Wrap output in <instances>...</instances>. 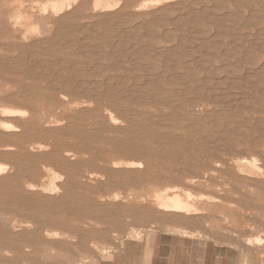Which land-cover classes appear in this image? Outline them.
Segmentation results:
<instances>
[{"label": "rangeland", "instance_id": "374dc122", "mask_svg": "<svg viewBox=\"0 0 264 264\" xmlns=\"http://www.w3.org/2000/svg\"><path fill=\"white\" fill-rule=\"evenodd\" d=\"M51 1L55 0H0V112L5 111L6 109L13 111L22 110L21 112L25 110L27 114H25L26 116L22 115L24 117L20 115V117L11 116L8 114L2 117L0 116V124L1 121L4 123L6 121V124L8 123L16 127L12 132H0V164L6 166L7 171L12 170L11 173L8 172L9 174L6 172L5 174H0V177L2 176L0 178V196L5 200V198L12 193H24L25 186L31 183L42 185L44 188H48L50 187V184L48 182L51 183L54 179L56 181V191H58L60 194L55 191L56 193L53 194L43 193L39 195V198H32L33 202L39 208V212L37 214L40 215L41 219H47L46 216H48V219L50 218V220L54 222L55 226L53 230L55 231L56 236L52 239L53 246L49 249L42 244L40 245L38 243L27 242L29 241V239H32L30 236H28V239L26 238V236H17L10 239L9 237L0 235V260H4V262L8 264H34L35 262H41L42 260H44V257L46 255H50L53 259L51 258L49 264H100L101 260L105 257L106 254L116 251L127 241H153L155 240V238H159V236L161 235L163 238V242L169 246L172 245L176 240L181 239H185L187 245H190V242H192L195 238L201 240H214L217 242L229 241L232 242L233 246L235 247L234 264H264V108H262L264 107V80L261 78H259L258 80V78L256 79L253 77L254 74L259 73V71L257 72V70L261 69L259 67H263L264 65V49H262L264 48V0H241V2L240 0H193L194 2L192 0H187L189 2V5H191H188V7L183 6L184 2L187 3L186 0H175L171 2L161 3H156L155 0H151V3L150 0H120L121 2L118 6L104 14L93 12V0H78L77 4L74 5L73 10L67 8L66 12L60 14L61 16L58 15V17L50 8L44 11L46 3L48 4ZM142 1L143 3H146V5L143 4ZM191 1L193 2V4ZM231 1L234 2L232 3ZM176 2H178L179 4L182 2L183 4L181 3L180 6H177ZM19 3H21L22 5ZM39 6L41 8H39ZM202 6L204 7V10L205 7L206 9L209 7V14H202L203 9L199 10V8H201ZM211 6L214 8H212ZM161 7H163V9ZM174 7L179 8L180 11L182 10V13ZM239 7L240 9H238ZM171 8L173 9V11ZM195 9L197 10V12H195ZM67 10H69V12ZM41 11H43L44 13H41ZM71 12L72 15H66L67 13L69 14ZM257 12H259L260 15H258ZM253 13H255L257 17L252 16L251 14ZM105 14H113L117 18H115V20H106L107 18ZM181 14H184L185 16ZM201 14L203 16H201ZM10 15H13V17H20L24 22H28L33 26L36 24V26L40 29L39 39L34 40L33 35L31 33H28L27 38L24 40V35L20 34L17 31L20 25L15 24L14 26L15 19L10 22ZM159 15L161 16L158 18L157 16ZM63 16H66V18H63ZM166 16L168 17L165 18ZM215 16L218 18H216ZM153 17L155 18V20ZM183 17H185V20L183 19ZM244 18L246 20L242 21V19ZM150 19L154 21L150 22ZM233 20L235 21V23L233 22ZM237 20H239V22H237ZM178 22L180 23L181 27L178 25ZM110 23L113 24L110 25ZM187 24L189 28L186 27ZM219 24L220 29L218 26ZM61 25L65 28H61ZM89 25L92 27H90ZM223 25L225 27L224 29ZM139 26L141 27L139 28ZM46 27L52 29L51 34H43L44 28ZM77 27H79L80 29ZM185 27L188 31L185 29ZM234 27H238V30L241 29L243 32L240 30L238 31L236 28V30H234ZM95 28L96 30H94ZM133 28H135V32ZM82 29H84V33ZM189 29L192 30V33L189 32ZM259 29L262 31V33ZM258 30L260 33L257 32ZM221 33L222 35H224L222 36ZM55 34L57 35L55 36ZM232 34H235L236 36H232ZM87 35L91 36L88 37ZM132 35L134 36L132 37ZM62 36L67 37V39ZM114 38L115 40H113ZM156 38L158 39L157 42ZM163 38L165 41L162 40ZM88 39L90 42L88 41ZM133 39H135L136 41ZM184 39H187L186 42ZM200 39L201 41L199 42ZM61 40L63 44L56 43L59 41L61 42ZM102 40L104 43L102 42ZM177 41L184 44V46L186 44V46L183 47V49L181 48L180 51L175 54L174 58L176 59H173V52L175 47H179V45L181 44L179 43V45H177ZM230 41H232L233 43ZM114 42L117 44H115ZM213 42L216 45H214ZM216 42L218 44H221L218 45ZM199 44L202 45L205 49H209V51L205 49L203 50V47L199 46ZM82 45L85 48L87 46V48L82 49ZM135 45L137 49L135 48ZM221 45L222 47H224V50L220 49L222 48ZM254 45L259 48L261 46L262 47L260 49H258L257 47L256 49H254ZM88 46L92 49V51ZM206 46L209 47L207 48ZM101 48H103V50ZM146 48H149L150 50L148 51V49ZM130 49H134V51H131ZM198 49L200 52L203 51L201 52V55L199 54ZM225 49L230 51L232 50V52L230 53V51H226L224 54ZM121 50L123 52H121ZM192 50L194 54H190L193 53ZM98 51H100L101 53H99ZM104 51L105 53H103ZM127 51H129L130 55L132 54V56L134 57L128 55L129 53L127 54ZM152 51H155V53ZM92 52L96 53L93 54ZM140 52L143 53L141 54ZM195 52L197 54H195ZM213 52L218 53L215 54ZM250 52H252L253 54ZM161 53L162 56H158L161 55ZM184 53L185 58H183ZM186 53L187 55L190 54V57H188ZM86 54L88 55L87 57L85 56ZM126 54L128 55V57H126ZM150 54L153 56L151 57ZM171 54L173 55L171 58L175 62L172 63L173 61L171 60L170 64L172 65L169 64L165 66L164 64H166V60L168 58L167 56H170ZM231 54L235 58H233ZM237 54L240 55H238L239 58ZM245 55L246 57H244ZM247 55H249L250 57L248 58ZM254 55L257 57H254ZM46 56L49 57L47 58ZM214 56H218L217 59ZM130 57H132L133 59H131ZM195 57L198 59L196 60ZM219 57L221 59V62L220 59H218ZM97 58H99L100 60ZM127 58L129 61L127 60ZM96 59L97 62H95ZM58 60H60L61 62ZM120 61L122 63H119ZM240 61L242 64L240 63ZM244 62H246L247 65H244L246 64ZM77 63L79 64V66ZM111 63H113V65ZM149 63L156 66H151ZM90 64H92L93 67L96 68L91 67L92 65L90 66ZM133 64H135V66ZM225 64L227 65V68L224 67ZM48 65H50V67ZM123 65L126 67V69ZM140 65L142 66V68L140 67ZM178 65L179 67H177ZM202 65L203 67H205L203 68V70L200 69L202 68ZM228 65H230L231 67ZM32 66L34 67V69L36 67L37 68L34 70L33 68H31ZM39 66H41L40 69ZM150 66L151 68H149ZM208 66L211 68H209ZM220 66L223 68H221ZM166 67H177L178 69L176 74L178 76H183L185 74L183 76L185 77V79L184 81H178L177 83L174 82L172 85L163 84L164 92H162L163 90L161 91V93L163 94L161 100H163L164 103H148V101H151L152 98H154L155 93L153 92H155V89L153 91H149V89L147 90L145 88L144 77L145 75L146 77L148 75L156 77L160 75L161 72H163L165 69H168ZM180 67H183V69H181ZM187 67L190 71L186 69ZM214 67H218V69H215ZM219 67L222 70H220ZM207 68L209 69L207 70ZM52 69L54 70L52 71ZM69 69L73 72H70ZM205 69L210 72H207ZM50 70L52 73L50 72ZM80 70H82L83 72ZM90 70L92 74L96 75H92ZM189 72L194 73L195 75L191 76V78L186 77L187 73ZM216 72L220 75H218ZM56 73L60 74V76ZM215 73L216 75H214ZM250 73H252L253 75ZM41 74L42 76L44 74L46 75L42 77ZM246 74L248 76L252 75V80L250 79L252 83L249 84V88H252V86L253 88L247 89L246 87H244L245 92L243 93V88H241V90H236L235 88L231 89V85L235 83V80L239 78H244L246 80ZM63 76L64 79L62 80ZM114 76L115 78H113ZM138 76L141 77L138 78ZM242 76H245L246 78ZM78 77L80 78L79 80ZM142 77L143 82L141 80ZM208 77L215 83H213V81L211 82ZM71 78L73 83L71 82ZM118 78H120L121 80H117ZM129 78H131L132 81ZM222 79L224 81H222ZM115 81L117 84L115 83ZM125 81H127V83L129 84L126 85ZM218 81H221V83H219ZM63 82L66 84H64ZM74 82H76V85ZM78 82L80 83V85H83L81 86L82 89L80 88L81 90H83V88H86L90 91L91 98L89 96H85V94L83 93L81 94L78 89L76 90V88L80 86L78 85ZM94 83H96V86ZM255 83H257V86ZM119 84L121 86H119ZM253 84H255L256 88L260 86L259 88L263 92L259 91V88H254ZM8 85L9 87L7 90L6 88ZM116 85H118L119 88H125L123 89L125 95H123L122 89H117L118 87ZM138 85L141 87H139ZM195 85L198 88L199 85L200 87L203 86L206 89L208 88L210 92L211 90L214 91L215 89L214 94L213 91L212 94H210V96L212 97V99H210V102L202 100L201 95L199 94V91ZM208 85L212 87H208ZM250 85L252 86L250 87ZM189 86H193L191 87L192 90L191 88L189 89L191 93L184 97L185 92H187ZM137 87H139L140 89H138ZM73 88H75V90ZM113 89L116 91H114ZM128 89L130 90L128 91ZM206 89H204L205 92H209L208 89ZM218 89H220L221 91H219ZM223 90H226L228 92V95L225 94L226 91ZM140 91L141 93L145 91V93L143 92V94H141ZM131 92H133V94ZM259 92H261L260 94L262 96L258 94ZM236 93H238L239 96L236 95ZM248 93L250 94L251 98L253 97V94L256 95L254 96V98L257 101L254 100V98H247L249 96ZM215 95H219L220 97H216ZM225 95H230V98ZM232 95L235 96L236 99ZM62 96L66 99H63ZM149 97L152 98L150 99ZM224 97L227 98L225 99ZM245 97L250 102H247L248 104H246V106L249 108H246V106H244L243 109L242 107L240 108V110L242 109V111H240L238 107L243 106L245 102L248 101L246 99L245 102L243 101L242 98ZM147 98H149L150 100ZM213 98H219L222 101L215 103L213 101ZM141 99L142 101L139 102V104L132 106L131 102ZM185 99L187 100V102ZM223 100L226 104L223 103ZM84 101H91V103L89 104L91 110L81 112L80 109L76 108L79 107L78 105L80 104V102ZM111 101H120V110L126 112L128 111L136 115L130 117L132 121L130 119L125 120L124 118H119L118 122L120 123V125H124L126 129H138L137 126L139 128L147 127L151 125L149 120L150 118L156 119L161 121L162 126L159 125L151 127L152 130L150 131L169 138H171L170 136H174L172 138L181 139L179 141V144L173 145L172 147L170 146L162 152V149L159 148L156 144L144 139L141 136L134 137L130 134L124 135L114 132L109 133V131H107L106 133L104 130V126L110 123L109 115L106 112H109L107 110L111 107ZM230 102H232V104H230ZM235 102H239L240 104ZM74 103L77 106H75ZM62 104L65 106H63ZM235 105L239 106L236 107ZM55 106L57 107V109ZM176 106L179 107L176 108ZM233 106H235L236 108H233ZM58 107H60L59 110ZM105 107H107V110L105 109ZM230 108L234 111L231 112ZM246 109H252V111L250 110L252 113ZM132 110H134L135 112H132ZM237 110L241 113H237ZM259 110L262 111V113L259 112ZM112 114H115V117L118 118V111L114 110ZM221 114H223V116ZM159 115L163 117L160 118ZM174 115L178 117L172 119ZM165 116L169 117L166 118ZM31 117L32 119H30ZM46 118L47 120H45ZM48 118H50V120ZM178 120L180 121L178 122ZM43 121H45V123ZM63 121L64 123H62ZM38 122H41V125ZM228 122H231L233 124H229ZM45 124L48 125L45 126ZM190 124L193 125L190 126ZM246 124L248 125L246 126ZM194 128L196 129V132ZM257 130L258 132H256ZM259 130L261 135L259 133ZM224 131L226 132V134ZM229 132L231 134H229ZM216 139L218 140V142ZM114 142L124 144H138L139 147L142 146V148L140 149V155L143 153L145 154V156L147 155V157H145V159H140L137 155L131 156V154L128 152H119L115 149L113 145ZM110 144H112L113 146ZM39 145H43L46 148L42 151L32 150L34 146ZM218 145L220 148L218 147ZM6 146L13 148L7 149L5 151ZM215 147L218 148L216 149ZM215 149L218 151H216ZM221 149L223 152H221ZM225 149L227 151L230 149L231 151L229 150L230 152H227L226 154ZM253 158L256 160L255 168H253L251 164ZM191 159H193V161ZM244 160H247V162H245ZM119 162L120 165L122 163V168L121 166H114L119 165ZM138 162L140 163V165L142 163L140 168H138L140 166ZM177 162L179 163V165ZM87 163H89V165H87ZM130 163H137V165L135 166L136 168H131ZM58 176H61V178H59ZM90 179H92L93 181ZM158 194L164 195L166 197L179 196L183 199L187 198L188 203L195 209V212H192L191 214H185L183 212L160 210L158 208V205L156 204V196ZM188 194H190L189 199L187 197ZM3 208L4 206L0 204L1 212ZM17 212L20 215L28 213L19 209H17ZM258 238L262 239V244L259 246H248L246 244L249 241L254 242Z\"/></svg>", "mask_w": 264, "mask_h": 264}, {"label": "bare ground", "instance_id": "6f19581e", "mask_svg": "<svg viewBox=\"0 0 264 264\" xmlns=\"http://www.w3.org/2000/svg\"><path fill=\"white\" fill-rule=\"evenodd\" d=\"M48 1V0H47ZM171 1H175V0H155V2L156 3H161V2H171ZM187 1V0H186ZM193 1V0H192ZM191 1V2H192ZM195 1H197V0H195ZM201 1V0H200ZM237 1H239V0H237ZM246 1H248V0H246ZM249 1H251V0H249ZM263 1V0H262ZM77 2H78V0H58V1H51V2H49L48 4L46 3V6L44 7L45 9H44V11H46V9H48V8H50V9H52V11H53V13L58 17V15H60V14H63V13H65L66 12V9L68 8V9H70V10H73L74 8V5H76L77 4ZM93 2H94V4H93V6H94V8H93V12H95V13H101V14H104V13H106V12H108V11H111V10H113L116 6H118L119 5V3L121 2L120 0H115V1H113V0H93ZM92 2V3H93ZM182 2H184V1H182ZM181 2V3H182ZM190 2V3H191ZM194 2V1H193ZM193 2H192V4H193ZM215 2V1H214ZM232 2V1H231ZM234 2V1H233ZM232 2V3H233ZM240 2H241V0H240ZM257 2V1H256ZM260 2V1H259ZM142 3H143V1H142ZM150 3H151V0H150ZM153 3V2H152ZM177 3V6H180L181 5V3L179 4L178 2H176ZM175 3V4H176ZM188 3V4H187ZM187 3L186 2H184V4H183V6L184 7H188V5H189V2L187 1ZM198 3V2H197ZM236 3V2H235ZM243 3H244V1H243ZM19 4H21V3H19ZM36 4H37V2H36ZM143 4H145L146 5V3H143ZM174 4V3H173ZM179 4V5H178ZM242 4V3H241ZM258 4V3H257ZM22 5V4H21ZM172 5V4H171ZM171 5H170V7H171ZM198 5V4H197ZM236 5V4H235ZM263 5V4H262ZM13 6V5H12ZM11 6V7H12ZM92 6V5H91ZM90 6V7H91ZM92 6V7H93ZM120 6H121V4H120ZM175 6V5H174ZM189 6H191V5H189ZM193 6V5H192ZM252 6V5H251ZM42 7V8H43ZM141 7H142V5H141ZM212 7V6H211ZM39 8H41L40 6H39ZM162 9H163V7H161ZM174 8H177V7H174ZM204 7L202 6L201 8H199V10L200 9H203ZM209 8V7H208ZM206 9V7H205V10L203 9V12H202V14L204 15H206V14H209V9ZM212 8H214V7H212ZM165 9V8H164ZM172 9V8H171ZM178 10H179V8H177ZM191 9V8H190ZM238 9H240V7L238 8ZM249 9V8H248ZM166 10V9H165ZM168 10V9H167ZM177 10V11H178ZM196 10V9H195ZM251 10V9H250ZM68 12H69V10H67ZM159 11V10H158ZM172 11H173V9H172ZM175 11V10H174ZM176 11V12H177ZM182 11V10H181ZM180 10H179V12H181ZM194 11V10H193ZM241 11H242V8H241ZM43 11H41V13H42ZM150 12V11H149ZM154 12H155V10H154ZM195 12H197V10L195 11ZM199 12H201V11H199ZM250 12V11H249ZM248 12V13H249ZM44 13V12H43ZM128 13V12H127ZM161 13H162V11H161ZM182 13V12H181ZM187 13V12H186ZM192 13V12H191ZM232 13V12H231ZM247 13V14H248ZM130 14V13H129ZM141 14V13H140ZM188 14V13H187ZM197 14V13H196ZM201 14V16H203ZM224 14V13H223ZM226 14H229V13H226ZM225 14V15H226ZM257 14L258 15H260V13L259 12H257ZM67 16H69V15H72V12L71 13H67L66 14ZM96 15V14H95ZM106 15V14H105ZM104 15V16H105ZM113 15V14H112ZM111 14H109V15H106V20H110V19H114L115 20V18H117V17H115V15H113L114 16V18H113V16H112ZM166 15H168V14H166ZM181 15H184V14H181ZM189 15H190V13H189ZM222 15V14H221ZM225 15H223V16H225ZM232 15V14H231ZM252 16H254V17H257L256 16V14L255 13H253V14H251ZM11 17H9V20H10V22L12 21V20H14L15 22H14V26H15V24H19L20 25V27H19V29L17 30L20 34H23L24 35V40L27 38V34L28 33H31L32 35H33V38H34V40H38L39 39V37H40V29L36 26V24L33 26V25H31V24H29L28 22H24L20 17H13V15H10ZM17 16H19V15H17ZM61 16V15H60ZM122 16H124V15H122ZM126 16V15H125ZM132 16V15H131ZM161 15H159V16H157L158 18L160 17ZM185 16V15H184ZM196 16V15H195ZM194 16V17H195ZM200 16V15H199ZM208 16V15H207ZM211 16V15H210ZM218 16V15H217ZM229 16V15H228ZM249 16V15H248ZM247 16V17H248ZM119 17V16H118ZM155 17V16H154ZM153 17V18H154ZM168 16H166L165 18H167ZM179 17V16H178ZM212 17H213V15H212ZM216 17V16H215ZM220 17V16H219ZM62 18V17H61ZM63 18H66V16H63ZM181 18V17H180ZM185 17H183V19H184ZM187 18V17H186ZM206 18V17H205ZM208 18V17H207ZM216 18H218V17H216ZM221 18V17H220ZM252 18V17H251ZM57 19V18H56ZM68 19V18H67ZM72 19H73V17H72ZM104 19V18H103ZM172 19V18H171ZM178 19V18H177ZM190 19H191V17H190ZM193 19V18H192ZM197 19V18H196ZM215 19V18H214ZM213 19V20H214ZM229 19V18H228ZM233 19V18H232ZM237 19V18H236ZM58 20V19H57ZM62 20H64V19H62ZM70 20V19H69ZM151 21L150 22H152V21H154L155 20V18H154V20H152V19H150ZM157 20H159V19H157ZM162 20V19H161ZM160 20V21H161ZM174 20H176V19H174ZM185 20V19H184ZM203 20V19H202ZM211 20V19H210ZM243 20H246L245 18L244 19H242V21ZM16 21H17V23H16ZM59 21V20H58ZM98 21V20H97ZM104 21V20H103ZM163 21V20H162ZM165 21V20H164ZM192 21V20H191ZM204 21V20H203ZM202 21V22H203ZM209 21V20H208ZM231 21V20H230ZM241 21V22H242ZM254 21V20H253ZM158 22V21H157ZM189 22V21H188ZM229 22V21H228ZM233 22L235 23V21L233 20ZM237 22H239V20H237ZM252 22V21H251ZM62 23V22H61ZM85 23V22H84ZM95 23H96V21H95ZM94 23V24H95ZM103 23H105V22H103ZM117 23V22H116ZM145 23H146V21H145ZM217 23H219V22H217ZM224 23V22H223ZM34 24V23H33ZM66 24V23H65ZM93 24V23H92ZM92 24H90V25H92ZM111 24H113V23H110V25ZM118 24V23H117ZM128 24H129V22H128ZM138 24V23H137ZM149 24V23H148ZM166 24H167V22H166ZM170 24V23H169ZM177 24V23H176ZM189 24V23H188ZM188 24L186 25V27L187 28H189L188 27ZM48 25V24H47ZM59 25V24H58ZM62 25H64V24H62ZM61 25V26H62ZM68 25V24H67ZM70 25H71V23H70ZM89 25V26H90ZM136 25V24H135ZM134 25V26H135ZM153 25H155V24H153ZM178 25L180 26V23L178 22ZM208 25V24H207ZM236 25V24H235ZM242 25V24H241ZM256 25H257V23H256ZM36 26V27H35ZM64 26H66V25H64ZM64 26H62L61 28H63ZM86 26V25H85ZM88 26V27H89ZM101 26V25H100ZM160 26V25H159ZM168 26V25H167ZM204 26V25H203ZM219 26V29H220V24L218 25ZM254 26V25H253ZM90 27H92V26H90ZM89 27V28H90ZM94 27H96V26H94ZM93 27V28H94ZM102 27V26H101ZM100 27V28H101ZM112 27V26H111ZM133 27V26H132ZM132 27H130V28H132ZM141 26H139V28H140ZM143 27V26H142ZM144 27H145V25H144ZM147 27V26H146ZM174 27V26H173ZM172 27V28H173ZM181 27V26H180ZM179 27V28H180ZM186 27H185V29H186ZM18 28V27H17ZM65 28V27H64ZM77 28H79V27H77ZM92 28V29H93ZM96 28H98V27H96ZM96 28L94 29V30H96ZM122 28V27H121ZM217 28V27H216ZM225 27H224V25H223V29H224ZM238 30V27H234V30H236V29ZM256 28H257V26H256ZM69 29V28H68ZM80 29V28H79ZM91 29V28H90ZM128 29V28H127ZM134 29V32H135V28H133ZM142 29V28H141ZM165 29H168V28H165ZM182 29H183V27H182ZM199 29V28H198ZM247 29V28H246ZM263 29V28H262ZM84 29H82V31H83ZM123 30H125V29H123ZM177 30H179V29H177ZM187 30V29H186ZM190 30V29H189ZM215 30V29H214ZM240 31H242L241 29H239ZM238 30V31H239ZM248 30V29H247ZM260 30V29H259ZM259 30L257 31V32H259ZM65 31V30H64ZM109 31V30H108ZM141 31H143V30H141ZM163 31V30H162ZM165 31V30H164ZM167 31V30H166ZM188 31V30H187ZM196 31H197V29H196ZM203 31V30H202ZM218 31V30H217ZM224 31V30H223ZM250 31V30H249ZM56 32V31H55ZM59 32V31H58ZM62 32V31H61ZM66 32V31H65ZM79 32V31H78ZM140 32V31H139ZM153 32H155V31H153ZM156 32H158V31H156ZM169 32H170V30H169ZM182 32V31H181ZM189 32H191L192 33V30H190ZM243 32V31H242ZM260 32L262 33V31L260 30ZM259 32V33H260ZM52 33V29L51 28H48V27H46V28H44V33L43 34H51ZM83 33H84V31H83ZM96 33V32H95ZM124 33V32H123ZM122 33V34H123ZM128 33H130V32H128ZM147 33V32H146ZM146 33H144V34H146ZM200 33V32H199ZM211 33V32H210ZM234 33V32H233ZM264 33V32H263ZM58 34V33H57ZM57 34H55V36L57 35ZM85 34H87V33H85ZM99 34V33H98ZM106 34V33H105ZM120 34V33H119ZM150 34V33H149ZM156 34H158V33H156ZM175 34V33H174ZM194 34V33H193ZM204 34V33H203ZM202 34V35H203ZM227 34H228V32H227ZM59 35V34H58ZM62 35V34H61ZM118 35V34H117ZM137 35V34H136ZM151 35H153V34H151ZM167 35V34H166ZM165 35V36H166ZM187 35H188V33H187ZM186 35V36H187ZM221 35H222V33H221ZM224 35V34H223ZM222 35V36H223ZM235 35V34H234ZM233 34H232V36H234ZM258 35V34H257ZM261 35V34H260ZM263 35V34H262ZM88 37H90L91 35H87ZM120 36V35H119ZM126 36V35H125ZM134 35H132V37H133ZM148 36V35H147ZM163 36V35H162ZM169 36V35H168ZM181 36H184V35H181ZM211 36V35H210ZM236 36V35H235ZM239 36V35H238ZM241 36V35H240ZM243 36V35H242ZM253 36V35H252ZM21 37H22V35H21ZM62 37H65V36H62ZM131 37V36H130ZM129 37V38H130ZM146 37V36H145ZM160 37H161V35H160ZM167 37V36H166ZM170 37V36H169ZM178 37V36H177ZM212 37V36H211ZM219 37V36H218ZM248 37V36H247ZM264 37V36H263ZM57 38H59V37H57ZM66 39H67V37H65ZM64 38V39H65ZM123 38H125V37H123ZM149 38H151V37H149ZM152 38H154V37H152ZM165 38V37H164ZM164 38L162 39L163 41H165L164 40ZM183 38V37H182ZM201 38V37H200ZM224 38V37H223ZM227 38V37H226ZM231 38V37H230ZM257 38H258V36H257ZM256 38V39H257ZM62 39V38H61ZM64 39H63V41H64ZM84 39V38H83ZM167 39V38H166ZM209 39V38H208ZM218 39V38H217ZM253 39H254V37H253ZM49 40V39H48ZM57 40V39H56ZM98 40H100V39H98ZM98 40H97V42H98ZM113 40H115V38L113 39ZM133 40H135V39H133ZM144 40H145V38H144ZM178 40V39H177ZM182 40V39H181ZM185 40V39H184ZM183 40V41H184ZM187 40V39H186ZM186 40H185V42H186ZM203 40V39H202ZM205 40V39H204ZM240 40V39H239ZM249 40V39H248ZM50 41V40H49ZM66 41V40H65ZM80 41V40H79ZM88 41H89V39H88ZM136 41V40H135ZM143 41V40H142ZM158 41V39L156 38V42ZM167 41V40H166ZM171 41H173V40H171ZM201 41V39L199 40V42ZM256 41V40H255ZM260 41V40H259ZM263 41V40H262ZM42 42V41H41ZM68 42V41H67ZM90 42V41H89ZM102 42H103V40H102ZM138 42V41H137ZM215 42V41H214ZM213 42V43H214ZM230 42H232V41H230ZM229 42V43H230ZM56 43H62L63 44V42H62V40H61V42L59 41V42H56ZM70 43V42H69ZM78 43V42H77ZM82 43V42H81ZM80 43V44H81ZM104 43V42H103ZM115 43V42H114ZM118 43H119V41H118ZM125 43V42H124ZM128 43V42H127ZM132 43H134V42H132ZM145 43V42H144ZM148 43V42H147ZM177 45H179V43H181V42H179V41H177ZM184 43V42H183ZM207 43V42H206ZM210 43V42H209ZM213 43H211V44H213ZM217 43V42H216ZM233 43V42H232ZM238 43V42H237ZM252 43H253V41H252ZM261 43V42H260ZM86 44V43H85ZM84 44V45H85ZM110 44V43H109ZM113 44V43H112ZM111 44V45H112ZM115 44H117V43H115ZM218 44V43H217ZM221 44V43H220ZM220 44H218V45H220ZM242 44V43H241ZM244 44H245V42H244ZM251 44V43H250ZM259 44V43H258ZM22 45V44H21ZM88 45V44H87ZM104 45V44H103ZM129 45H132V44H129ZM134 45V44H133ZM137 45H139V44H137ZM190 45V44H189ZM214 45H216L215 43H214ZM225 45V44H224ZM231 45V44H230ZM233 45V44H232ZM253 45V44H252ZM261 45V44H260ZM60 46H63V45H60ZM90 46V45H89ZM88 46V47H89ZM96 46V45H95ZM148 46V45H147ZM174 46V45H173ZM185 46H186V44H185ZM184 46V44H180L179 45V47H175V49H174V52H173V54H174V56L171 54L170 56H167L168 58H167V60H166V64H164L165 66L166 65H169L171 62V60L173 61V59H176V58H174L175 57V54L176 53H178L179 51H180V49L182 48L183 49V47H185ZM193 46V45H192ZM199 46H202V45H200L199 44ZM198 46V47H199ZM213 46V45H212ZM236 46H237V44H236ZM235 46V47H236ZM241 46V45H240ZM243 46H245V45H243ZM249 46V45H248ZM23 47V46H22ZM32 47V46H31ZM30 47V48H31ZM67 47V46H66ZM82 47V49L83 48H85V47H83V45L81 46ZM92 47V46H91ZM100 47H101V44H100ZM128 47V46H127ZM142 47V46H141ZM146 47V46H145ZM144 47V48H145ZM156 47V46H155ZM154 47V48H155ZM203 47V46H202ZM207 47V46H206ZM209 47V46H208ZM207 47V48H208ZM216 47V46H215ZM221 47H222V45H221ZM226 47H228V46H226ZM253 47H255L254 49H256V47L257 46H253ZM262 47V46H261ZM260 47V48H261ZM264 47V46H263ZM35 48V47H34ZM86 48H87V46H86ZM85 48V49H86ZM90 48V47H89ZM94 48V47H93ZM108 48V47H107ZM129 48H132V47H129ZM135 48H136V45H135ZM134 48V49H135ZM151 48V47H150ZM189 48V47H188ZM191 48V47H190ZM197 48V47H196ZM196 48H195V50H196ZM211 48V47H210ZM224 47H222V48H220V49H223ZM237 48V47H236ZM241 48V47H240ZM258 49H260L259 47H257ZM48 49V48H47ZM78 49V48H77ZM76 49V50H77ZM81 49V50H82ZM91 49V48H90ZM102 50H103V48H101ZM134 49L133 50H131V51H134ZM137 49V48H136ZM141 49V48H140ZM146 49H148V51L150 50L149 48H146ZM152 49V48H151ZM166 49V48H165ZM170 49H172V48H170ZM201 49V48H200ZM205 48L203 47V50H204ZM216 49V48H215ZM214 49V50H215ZM229 49V48H228ZM232 49H233V47H232ZM243 49V48H242ZM244 49H246V48H244ZM262 49H264V48H262ZM10 50V49H9ZM118 50V49H117ZM157 50V49H156ZM190 50V49H189ZM194 50V51H195ZM205 50H208L209 51V49H205ZM224 50V49H223ZM249 50V49H248ZM27 51V50H26ZM91 51H92V49H91ZM90 51V52H91ZM120 51V50H119ZM141 51V50H140ZM147 51V50H146ZM146 51H145V53H146ZM182 51V50H181ZM198 51H199V49H198ZM226 51H230V50H226L225 49V51H224V54H225V52ZM235 51H237V50H235ZM250 51V50H249ZM32 52V51H31ZM30 52V53H31ZM99 53H101L100 51H98ZM115 52H116V50H115ZM121 52H123L122 50H121ZM126 52V51H125ZM124 52V53H125ZM151 52V51H150ZM152 52H154L155 53V51H152ZM158 52H159V50H158ZM163 52V51H162ZM168 52V51H167ZM184 52H186V51H184ZM188 52H190V51H188ZM192 52H193V50H192ZM201 52H203V51H201ZM201 52L199 51V54L201 55ZM227 52V53H228ZM232 52V50L230 51V53ZM80 53H82V52H80ZM93 53V52H92ZM91 53V54H92ZM96 53V52H95ZM95 53H93V54H95ZM103 53H105V51L103 52ZM113 53V52H112ZM120 53V52H119ZM129 53V54H128ZM141 54L143 53V52H140ZM139 53V54H140ZM149 53V52H148ZM164 53V52H163ZM207 53V52H206ZM213 53H215V52H213ZM218 52H216L215 54H217ZM229 53V54H230ZM250 53H252V52H250ZM260 53H261V50H260ZM83 54H85V53H83ZM83 54H82V56H83ZM87 54H88V51H87ZM85 55L86 57L88 56V55ZM98 54V53H97ZM96 54V55H97ZM107 54H109V53H107ZM122 54V53H121ZM127 54L128 55H130V52L129 51H127ZM126 54V55H127ZM138 54V53H137ZM152 54V53H151ZM150 54V55H151ZM157 54V53H156ZM189 54V53H188ZM190 54H194V52L193 53H190ZM190 54L189 55H187V53H186V55L188 56V57H190ZM195 54H197L196 52H195ZM221 54H223V53H221ZM233 54V53H232ZM231 54V55H232ZM243 54V53H242ZM247 54H249V53H247ZM253 54V53H252ZM28 55V54H27ZM77 55H79V54H77ZM81 55V54H80ZM99 55V54H98ZM103 55V54H102ZM101 55V56H102ZM128 55L126 56V57H128ZM155 55V54H154ZM180 55V54H179ZM209 55H210V53H209ZM211 55H212V53H211ZM239 54H237V56H238ZM258 55V54H257ZM43 56V55H42ZM92 56V55H91ZM110 56V55H109ZM120 56V55H119ZM124 56H125V54H124ZM130 56H132V54L130 55ZM144 56H145V54H144ZM153 55H151V57H152ZM156 56V55H155ZM158 56H162V53H161V55H158ZM173 56V59L171 58ZM204 56V55H203ZM205 56H206V54H205ZM204 56V57H205ZM224 56V55H223ZM230 56V55H229ZM233 56V55H232ZM240 56V55H239ZM239 56H238V58H239ZM248 56V58L250 57L249 55H247ZM28 57V56H27ZM35 57V56H34ZM47 57V56H46ZM49 57V56H48ZM47 57V58H48ZM95 57H97V56H95ZM107 57V56H106ZM116 57V56H115ZM114 57V58H115ZM118 57V56H117ZM125 57V58H126ZM132 57H134V56H132ZM132 57H130L131 59H133ZM136 57V56H135ZM138 57V56H137ZM192 57V56H191ZM193 57H194V55H193ZM192 57V58H193ZM209 57V56H208ZM216 59H217V57L216 56H214ZM227 57H228V54H227ZM231 57V56H230ZM244 57H246V55L244 56ZM254 57H257V56H255L254 55ZM253 57V58H254ZM62 58V57H61ZM92 58V57H91ZM112 58V57H111ZM122 58V57H121ZM155 58V57H154ZM157 58V57H156ZM178 58H179V56H178ZM183 58H185V53L183 54ZM196 58V57H195ZM194 58V59H195ZM211 58H212V56H211ZM214 58V59H215ZM233 58H235L234 56H233ZM237 58V59H238ZM29 59V58H28ZM35 59V58H34ZM83 59H84V57H83ZM88 59V58H87ZM97 59H99V58H97ZM97 59H96V61L95 62H97ZM100 59H101V57H100ZM99 59V60H100ZM103 59H106V58H103ZM130 59V60H131ZM137 59V58H136ZM140 59V58H139ZM144 59H145V57H144ZM152 59V58H151ZM198 58H196V60H197ZM200 59H201V57H200ZM202 59H204V58H202ZM218 59H220V57L218 58ZM231 59V58H230ZM19 60V59H18ZM37 60V59H36ZM35 60V61H36ZM94 60H95V58H94ZM127 60H128V58H127ZM143 60V59H142ZM146 60V59H145ZM186 60V59H185ZM213 60V59H212ZM225 60V59H224ZM229 60V59H228ZM251 60H253V59H251ZM1 61H2V59H1ZM28 61V60H27ZM48 61V60H47ZM58 61H60V60H58ZM70 61V60H69ZM129 61V60H128ZM144 61V60H143ZM158 61H160V60H158ZM187 61V60H186ZM193 61V60H192ZM207 61V60H206ZM239 61V60H238ZM34 62V61H33ZM49 62V61H48ZM54 62V61H53ZM61 62V61H60ZM62 62H64V61H62ZM68 62V61H67ZM86 62V61H85ZM84 62V63H85ZM132 62H134V61H132ZM137 62H140V61H137ZM145 62V61H144ZM146 62H147V60H146ZM175 61H173L172 63H174ZM188 62H190V61H188ZM214 62V61H213ZM220 62H221V59H220ZM235 62V61H234ZM243 62V61H242ZM57 63V62H56ZM69 63V62H68ZM87 63V62H86ZM118 63V62H117ZM119 63H122L121 61L119 62ZM165 63V62H164ZM177 63V62H176ZM201 63V62H200ZM206 63H211V62H206ZM240 63H241V61H240ZM240 63H239V66H240ZM244 63H246V62H244ZM38 64V63H37ZM43 64V63H42ZM64 64H66V63H64ZM63 64V65H64ZM70 64V63H69ZM78 64V63H77ZM112 65H113V63H111ZM138 64H140V63H138ZM150 64V63H149ZM162 64V63H161ZM177 64H179V63H177ZM176 64V65H177ZM204 64V63H203ZM234 64V63H233ZM233 64H232V66H233ZM235 64H236V62H235ZM234 64V65H235ZM242 64V63H241ZM249 64V63H248ZM262 64V63H261ZM260 64V65H261ZM36 65V64H35ZM55 65V64H54ZM72 65V64H71ZM83 65V64H82ZM92 64H90V66H91ZM134 66H135V64H133ZM151 65V64H150ZM170 65H172V64H170ZM180 65V64H179ZM179 65L177 66V67H179ZM182 65V64H181ZM196 65V64H195ZM230 65H231V63H230ZM230 65H228V66H230ZM237 65V64H236ZM244 65H247V63L246 64H244ZM49 67H50V65H48ZM65 66V65H64ZM70 66V65H69ZM78 66H79V64H78ZM78 66H75V67H78ZM86 66V65H85ZM95 66V65H94ZM96 66H97V64H96ZM101 66V65H100ZM103 66V65H102ZM121 66H122V64H121ZM124 66V65H123ZM138 66V65H137ZM147 66H149V65H147ZM146 66V67H147ZM151 66H154V65H151ZM151 66L149 67V68H151ZM156 66V65H155ZM154 66V67H155ZM164 66V67H165ZM186 66H188V65H186ZM191 66V65H190ZM200 66V65H199ZM215 66V65H214ZM224 66V65H223ZM238 66V65H237ZM253 66V65H252ZM10 67V66H9ZM40 67L41 66H39V69H40ZM59 67V66H58ZM57 67V68H58ZM91 67H93V65L91 66ZM109 67V66H108ZM125 67V66H124ZM140 67L142 68V66L140 65ZM145 67V68H146ZM153 67V68H154ZM177 67H166V68H168V69H165L163 72H161V74L160 75H158V76H156V77H153V76H150V75H148L147 77H146V75H145V77H144V83H145V88L148 90L149 89V91L151 90V91H153L154 89V91L155 92H153V93H155V95H154V98H152V100L151 101H148V103H151V104H153V103H156V104H161V103H164V101L163 100H161V97L163 96V94L161 93V91L164 89L163 88V84H169V85H172L174 82H178V81H184V79H185V77H183V76H178L177 74H176V72H177ZM197 67V66H196ZM202 68H200V69H202L203 70V68H205V67H203V65L201 66ZM209 67V66H208ZM221 67V66H220ZM220 67H219V69H220ZM225 68H227V65L225 64V66H224ZM231 67V66H230ZM13 68V67H12ZM31 68H33L34 69V67L32 66ZM37 68V67H36ZM35 68V69H36ZM70 68V67H69ZM72 68V67H71ZM93 68H96V67H93ZM93 68H91V69H93ZM112 68V67H111ZM114 68V67H113ZM136 68H138V67H136ZM181 69H183V67H180ZM209 68H211V67H209ZM209 68H207V70L209 69ZM215 69H218V67H214ZM221 68H223V67H221ZM224 68V69H225ZM237 68V67H236ZM244 68V67H243ZM259 68H261L260 70H257V72L259 71V73H257V74H252V73H250V74H252L253 75V77L254 78H258V80H259V78H261V79H263L264 80V65H263V67H259ZM258 68V69H259ZM17 69V68H16ZM28 69V68H27ZM34 69V70H35ZM38 69V70H39ZM55 69V68H54ZM54 69H52V71L54 70ZM66 69H67V67H66ZM78 69V68H77ZM86 69H87V67H86ZM110 69V68H109ZM109 69H108V71H109ZM121 69V68H120ZM125 69H126V67H125ZM147 69V68H146ZM187 70H189L188 69V67L186 68ZM185 69V70H186ZM193 69V68H192ZM215 69H214V71H215ZM245 69V68H244ZM31 70V69H30ZM70 70V69H69ZM115 70V69H114ZM119 70V69H118ZM117 70V71H118ZM124 70V69H123ZM131 70V69H130ZM135 70V69H134ZM151 70V69H150ZM149 70V71H150ZM156 70V69H155ZM206 70V69H205ZM206 70V71H207ZM213 70V69H212ZM220 70H222V69H220ZM226 70V69H225ZM228 70V69H227ZM236 70V69H235ZM246 70H249V69H246ZM25 71V70H24ZM68 71V70H67ZM72 70H70V72H71ZM75 71H77V70H75ZM79 71V70H78ZM80 71H82V70H80ZM95 71V70H94ZM128 71V70H127ZM139 71V70H138ZM190 71V70H189ZM194 71V70H193ZM218 71V70H217ZM252 71V70H251ZM26 72V71H25ZM31 72V71H30ZM38 72V71H37ZM50 72H51V70H50ZM56 72V71H55ZM73 72V71H72ZM83 72V71H82ZM82 72H79V73H82ZM90 72H91V70H90ZM114 72H116V71H114ZM142 72H143V69H142ZM187 72V71H186ZM195 72V71H194ZM207 72H210V71H207ZM219 72V71H218ZM223 72H224V70H223ZM230 72V71H229ZM245 72H247V71H245ZM254 72H255V69H254ZM12 73H13V71H12ZM11 73V74H12ZM52 73V72H51ZM58 73H60V72H58ZM97 73V72H96ZM125 73V72H124ZM136 73H137V71H136ZM199 73V72H198ZM217 73V72H216ZM216 73L214 74V75H216ZM221 73H222V71H221ZM234 73V72H233ZM15 74H17V73H15ZM57 74V73H56ZM61 74H62V72H61ZM75 74V73H74ZM76 74H77V72H76ZM75 74V75H76ZM88 74V73H87ZM91 74H92V72H91ZM98 74V73H97ZM131 74V73H130ZM130 74H128V75H130ZM212 74V73H211ZM218 74V73H217ZM32 75V74H31ZM44 75H46V74H44ZM43 75V76H44ZM57 75H59L60 76V74H57ZM92 75H96V74H92ZM103 75V74H102ZM152 75V74H151ZM181 75H182V73H181ZM195 74L194 73H187V75H186V77H189V78H191V76H194ZM218 75H220V74H218ZM242 75H244V74H242ZM251 75V76H252ZM25 76V75H24ZM34 76V75H33ZM38 76V75H37ZM41 76H42V74H41ZM42 76V77H43ZM78 76V75H77ZM88 76V75H87ZM86 76V77H87ZM143 76V75H142ZM155 76V75H154ZM197 76V75H196ZM203 76V75H202ZM225 76V75H224ZM233 76V75H232ZM246 76H247V78L245 77V76H242V77H245L246 78V80L244 79V78H242V79H237V80H235V83H233L232 81V85H231V89L232 88H235L236 90H241V88H243V90H242V93L243 92H245L244 91V87H246L247 89H252L253 88V86L252 85H250V87L252 86V88H249V84L250 83H252L251 81H250V79H251V76L249 75H247L246 74ZM30 77V76H29ZM71 77H73V76H71ZM75 77V76H74ZM107 77V76H106ZM112 77V76H111ZM134 77H136V76H134ZM141 77V76H140ZM139 76H138V78H140ZM206 77H207V75H206ZM219 77V76H218ZM238 77V76H237ZM34 78V77H33ZM48 78V77H47ZM52 78V77H51ZM59 78V77H58ZM113 78H115V76L113 77ZM201 78H203V77H201ZM205 78V77H204ZM209 78V77H208ZM56 79V78H55ZM64 79V76H63V78H62V80ZM74 79V78H73ZM77 79V78H76ZM80 78L78 77V80H79ZM120 78H118L117 80H119ZM130 80H131V78H129ZM135 79V78H134ZM224 79V78H223ZM222 79V81H224ZM227 79V78H226ZM69 80H70V78H69ZM77 80V81H78ZM105 80V79H104ZM103 80V81H104ZM116 80V79H115ZM121 80V79H120ZM124 80V79H123ZM139 80V79H138ZM142 82H143V77H142ZM204 80V79H203ZM202 80V81H203ZM207 80V79H206ZM209 80H210V78H209ZM209 80H207V81H209ZM230 80H231V78H230ZM252 80V79H251ZM54 81V80H53ZM65 81V80H64ZM107 81V80H106ZM106 81H105V83H106ZM132 81V80H131ZM193 81V80H192ZM211 82L213 81V80H210ZM209 81V82H210ZM229 81V80H228ZM49 82V81H48ZM71 82H72V78H71ZM80 82V81H79ZM78 82V85H80V83ZM84 82H86V81H84ZM120 82V81H119ZM126 82V85L127 84H129V83H127V81H125ZM133 82H134V80H133ZM136 82V81H135ZM140 82V81H139ZM141 82V83H142ZM206 82V81H205ZM219 83H221V81H218ZM226 82V81H225ZM260 82V81H259ZM47 83V82H46ZM51 83V82H50ZM50 83H48V84H50ZM64 83V82H63ZM62 83V84H63ZM73 83V82H72ZM75 83V85H76V82H74ZM92 83V82H91ZM91 83H90V85H91ZM115 83H116V81H115ZM208 83V82H207ZM206 83V84H207ZM213 83H215L214 81H213ZM229 83V82H228ZM258 83V82H257ZM257 83H255L256 84V86H257ZM52 84H53V82H52ZM64 84H66V83H64ZM87 84V83H86ZM95 84V86H96V83H94ZM117 84V83H116ZM125 84V83H124ZM123 84V85H124ZM132 84H134V83H132ZM143 84V83H142ZM184 84V83H183ZM199 84V83H198ZM203 84H205V83H203ZM212 84V83H211ZM227 84V83H226ZM255 84H253L254 85V88H256L255 87ZM89 85V84H88ZM89 85V86H90ZM101 85V84H100ZM105 85V84H104ZM122 85V86H123ZM130 85H131V83H130ZM224 85V84H223ZM228 85V84H227ZM227 85H226V87H227ZM3 86V85H2ZM12 86V85H11ZM81 86H83V85H80V86H78V88H76V90L78 89V91H80L81 92V94L83 93V94H85V96H89L90 97V91L88 90V89H84L83 88V90H81L82 88H81ZM94 86V85H93ZM108 86V85H107ZM111 86H112V84H111ZM110 86V87H111ZM118 88L117 89H122V92L124 91L123 89H125V88H119V86H121L120 84H119V86L118 85H116ZM134 86V85H133ZM139 86V85H138ZM196 86V85H195ZM213 86H214V84H213ZM219 86H220V84H219ZM258 86H259V84H258ZM8 87H9V85L7 86V90H8ZM72 87V86H71ZM84 87H85V85H84ZM106 87V86H105ZM114 87H115V85H114ZM127 87V86H126ZM136 87V86H135ZM139 87H141V86H139ZM139 87H137L138 89H140ZM143 87V86H142ZM168 87V86H167ZM186 87V86H185ZM191 87H193V86H189L188 87V90H187V92H185V95H184V97L185 96H187L188 94H190L191 92H190V88ZM197 87V86H196ZM202 87L203 86H201L200 87V85H199V88L197 87V89H198V91H199V94L201 95V98H202V100L203 101H206V102H210V99H212V97L210 96V94H212V91L213 90H211V92L209 91V89H208V91L210 92H205V90L204 89H206V88H204L203 87V89H202ZM205 87H206V85H205ZM208 87H212V86H209L208 85ZM260 87V86H259ZM259 87H257V88H259ZM30 88V87H29ZM81 88V89H80ZM94 88V87H93ZM130 88V87H129ZM176 88V87H175ZM230 88V87H229ZM228 88V89H229ZM238 88V89H237ZM256 88V89H257ZM263 88V87H262ZM10 89V88H9ZM15 89V88H14ZM53 89V88H52ZM74 90H75V88H73ZM80 89V90H79ZM109 89H111V88H109ZM109 89H107V90H109ZM146 89H144V90H146ZM170 89V88H169ZM206 89V90H207ZM213 89V88H212ZM106 90V91H107ZM114 90V89H113ZM130 89H128V91H129ZM168 90V89H167ZM172 90V89H171ZM175 90V89H174ZM173 90V91H174ZM177 90V89H176ZM179 90V89H178ZM191 90H192V88H191ZM194 90V89H193ZM219 91H221L220 89H218ZM5 91V90H4ZM17 91V90H16ZM29 91V90H28ZM92 91V90H91ZM114 91H116V90H114ZM127 91V92H128ZM183 91V90H182ZM195 91V90H194ZM197 91V90H196ZM223 91H226V90H223ZM253 91H254V89H253ZM256 91V90H255ZM259 91H261L260 90V88H259ZM77 92V91H76ZM110 92V91H109ZM118 92H120V91H118ZM126 92V91H125ZM134 92V91H133ZM133 92H131L132 94H133ZM138 92V91H137ZM137 92H135V93H137ZM144 93H145V91H143ZM143 92L141 93V91H140V93L141 94H143ZM162 92H164V90L162 91ZM184 92V91H183ZM182 92V93H183ZM214 92H215V89H214V91H213V94H214ZM229 92H230V90H229ZM258 92V91H257ZM261 92H263V91H261ZM261 92H259L258 94H260ZM1 93H3V92H1ZM61 93V92H60ZM63 93V92H62ZM139 93V92H138ZM152 93V92H151ZM228 92L226 91V93L225 94H227ZM231 93H232V91H231ZM234 93V92H233ZM238 93H239V91H238ZM238 93H236V95H238ZM247 93V92H246ZM255 93V92H254ZM264 93V92H263ZM262 93V94H263ZM19 94V93H18ZM118 94V93H117ZM131 94V95H132ZM140 94V95H141ZM235 94V93H234ZM241 94V93H240ZM249 94V93H248ZM256 94V93H255ZM21 95V94H20ZM122 95V94H121ZM123 95H125V93L123 92ZM129 95H130V92H129ZM139 95V96H140ZM168 95V94H167ZM170 95V94H169ZM180 95V94H179ZM195 95H197V94H195ZM217 95V94H216ZM215 95V96H216ZM221 95V94H220ZM228 95V94H227ZM227 95H225V96H227ZM231 95V94H230ZM229 95V96H230ZM242 95V94H241ZM133 96V95H132ZM131 96V97H132ZM138 96V95H137ZM145 96V95H144ZM143 96V97H144ZM174 96H175V94H174ZM173 96V97H174ZM182 96V95H181ZM219 96V95H218ZM218 96H216V97H218ZM222 96V95H221ZM229 96H227V97H229ZM233 96V95H232ZM239 96V95H238ZM243 96V95H242ZM246 96V95H245ZM248 96V95H247ZM253 97L252 98H254V96H256V95H252ZM260 96H262L261 94H260ZM63 97V96H62ZM84 97V96H83ZM97 97H100V96H97ZM123 97V96H122ZM146 97V96H145ZM179 97V96H178ZM177 97V98H178ZM220 97V96H219ZM226 97V98H227ZM234 98H235V96H233ZM251 98V96H250V94H249V96L247 97V98ZM88 98V97H87ZM91 98V97H90ZM92 98H94V97H92ZM127 98V97H126ZM138 98V97H137ZM150 98V97H149ZM149 98H147V99H149ZM150 98V99H151ZM225 98V97H224ZM224 98H222V99H224ZM225 98V99H226ZM230 98V97H229ZM251 98V99H252ZM258 98V97H257ZM63 99H66V98H64L63 97ZM96 99V98H95ZM134 99V98H133ZM149 99V100H150ZM231 99H232V97H231ZM236 99V98H235ZM243 99V101L245 102V99H246V97L245 98H242ZM241 99V100H242ZM259 99V98H258ZM13 100V99H12ZM94 100V99H93ZM136 100V99H135ZM144 100V99H143ZM146 100V99H145ZM186 100V99H185ZM246 100H248V99H246ZM254 100H256L255 98H254ZM261 100V99H260ZM66 101V100H65ZM142 101V99L141 100H138V101H134V102H131L132 103V106H135V105H137V104H139V102H141ZM175 101V100H174ZM213 101L215 102V103H218L219 101L221 102L222 100L221 99H219V98H213ZM212 101V102H213ZM229 101V100H228ZM227 101V102H228ZM231 101V100H230ZM243 101H241V102H243ZM251 101V100H250ZM253 101V100H252ZM257 101V100H256ZM259 101V100H258ZM264 101V100H263ZM74 102V101H73ZM77 102V101H76ZM112 103H111V107H110V109L108 108V110L106 109L107 107H105V109L107 110V111H109V112H106L108 115H109V118H110V123L108 124V125H106V126H104V130H105V132L107 133V131H109V133H112V132H114V133H121V134H124V135H127V134H130L131 136H134V137H136V136H141V137H143L144 139H146V140H149V141H151V142H153L154 144H156L159 148H161L162 149V152H163V150H166L168 147H172L173 145H177V144H179V141L181 140V139H174V138H172V137H174V136H170L171 138H169V137H166V136H164V135H159V134H156V133H153V132H151L150 130H152L151 129V127H154V126H162V124H161V121H159V120H156V119H149L150 120V126H147V127H143V128H139L138 126H137V128L138 129H132V128H130L129 130L128 129H126L125 127H124V125H120V123L118 122V120H119V118H124L125 120H129L130 119V117L131 116H134L135 114L134 113H131V112H126V111H122V110H120V104H121V102L120 101H111ZM176 102V101H175ZM178 102V101H177ZM186 102H187V100H186ZM233 102V101H232ZM232 102H230V104H232ZM239 102H240V98H239ZM239 102H235V103H238V104H240ZM247 102H249V100L248 101H246L245 102V104L243 105V106H240V107H238L239 108V110H240V108L242 107V109H243V107L244 106H246V104H248ZM13 103V102H12ZM69 103H71V102H69ZM91 103V101H84V102H80V104L78 105L79 107H76V108H78V109H80V111L81 112H86V111H89V110H91L90 109V107H89V104ZM172 103V102H171ZM215 103H213V104H215ZM223 103H225L224 102V100H223ZM234 103V104H235ZM250 103V102H249ZM252 103V102H251ZM75 104V103H74ZM94 104V103H93ZM143 104H144V102H143ZM175 104V103H174ZM226 104V103H225ZM229 104V103H228ZM263 104H264V102H263ZM63 105V104H62ZM81 105V106H80ZM169 105V104H168ZM178 105V104H177ZM222 105V104H221ZM3 106H4V104H3ZM60 106V105H59ZM63 106H65V105H63ZM62 106V107H63ZM75 106H77L76 104H75ZM91 106V105H90ZM165 106V105H164ZM228 106V105H227ZM231 106V105H230ZM236 106V105H235ZM235 106H233V108L235 107ZM237 106H239V105H237ZM236 106V107H237ZM260 106H261V104H260ZM259 106V107H260ZM6 107V106H5ZM56 107V106H55ZM67 107H68V105H67ZM104 107V106H103ZM168 107V106H167ZM170 107V106H169ZM179 107V106H178ZM177 106H176V108H178ZM232 107V106H231ZM235 107V108H236ZM255 107V106H254ZM8 108V107H7ZM59 108L60 107H58V110H59ZM70 108V107H69ZM220 108V107H219ZM224 108V107H223ZM246 108H249V107H247L246 106ZM251 108V107H250ZM258 108V107H257ZM262 108H264V107H262ZM2 109H3V107H2ZM56 109H57V107H56ZM171 109V108H170ZM173 109V108H172ZM181 109V108H180ZM221 109V108H220ZM219 109V110H220ZM231 109V108H230ZM242 109L240 110V111H242ZM15 110H16V108H15ZM104 110V109H103ZM111 110V111H110ZM114 110H116V111H118V113L119 114H117V117L118 118H116L115 117V114H112V112L114 111ZM148 110V109H147ZM246 110H248V111H252V109H246ZM256 110V109H255ZM1 111V110H0ZM3 111V110H2ZM22 111V110H21ZM21 111H13V110H5V111H3V112H0V116L2 117V116H5L6 114H8V115H11V116H18V117H20V116H22V115H25L26 114V111L25 110H23V112H21ZM24 111H25V113H24ZM57 111V110H56ZM67 111V110H66ZM183 111V110H182ZM214 111H216V110H214ZM221 111V110H220ZM226 111V110H225ZM228 111H229V108H228ZM232 111H234L233 109H231V112ZM238 111V110H237ZM250 111V112H251ZM29 112V111H28ZM69 112V111H68ZM104 112V111H103ZM132 112H135L134 110H132ZM235 112H236V110H235ZM256 112V111H255ZM259 112H261L262 113V111H260L259 110ZM258 112V113H259ZM20 113H24V114H20ZM65 113V112H64ZM105 113V112H104ZM131 113V114H130ZM213 113V112H212ZM237 113H241V112H237ZM252 113V112H251ZM193 114V113H192ZM209 114V113H208ZM216 114V113H215ZM263 114H264V112H263ZM20 115V116H19ZM27 115V114H26ZM25 115V116H26ZM29 115V114H28ZM35 115V114H34ZM51 115V114H50ZM140 115V114H139ZM222 116H223V114H221ZM45 116V115H44ZM43 116V117H44ZM91 116V115H90ZM120 116V117H119ZM136 116V115H135ZM152 116V115H151ZM154 116V115H153ZM160 116V115H159ZM22 117H24V116H22ZM30 117V116H29ZM40 117H42V116H40ZM47 117V116H46ZM49 117H51V116H49ZM54 117V116H53ZM52 117V118H53ZM161 117H163V116H160V118ZM166 117V116H165ZM169 117V116H168ZM168 117H166V118H168ZM171 117V116H170ZM175 117H178V116H176V115H174L173 117H172V119H174ZM204 117V116H203ZM202 117V118H203ZM206 117V116H205ZM209 117V116H208ZM154 118H157V117H154ZM232 118V117H231ZM30 119H32V117L30 118ZM36 119V118H35ZM49 120H50V118H48ZM54 119V118H53ZM92 119V118H91ZM186 119V118H185ZM260 119H262V118H260ZM45 120H47V118L45 119ZM131 120V119H130ZM188 120V119H187ZM213 120V119H212ZM242 120V119H241ZM240 120V121H241ZM252 120V119H251ZM259 120V119H258ZM26 121H27V119H26ZM31 121V120H30ZM132 121V120H131ZM134 121V120H133ZM165 121V120H164ZM180 120H178V122H179ZM246 121V120H245ZM44 123H45V121H43ZM47 122V121H46ZM129 122V121H128ZM204 122V121H203ZM214 122V121H213ZM212 122V123H213ZM237 122V121H236ZM250 122V121H249ZM259 122V121H258ZM3 123V124H2ZM39 124L41 123V122H38ZM48 123V122H47ZM62 123H64V121L62 122ZM162 123H164V122H162ZM166 123H167V121H166ZM210 123V122H209ZM224 123H225V121H224ZM229 124L231 123V122H228ZM260 123H262V122H260ZM178 124V123H177ZM181 124V123H180ZM205 124V123H204ZM207 124V123H206ZM227 124V123H226ZM231 124H233V123H231ZM238 124V123H237ZM240 124V123H239ZM243 124V123H242ZM252 124V123H251ZM41 125V124H40ZM46 125H48V124H45V126ZM50 125V124H49ZM193 125V124H192ZM191 124H190V126H192ZM195 125V124H194ZM241 125V124H240ZM248 124H246V126H247ZM254 125H256V124H254ZM258 125V124H257ZM86 126V125H85ZM142 127V126H141ZM163 127H165V126H163ZM167 127V126H166ZM187 127V126H186ZM218 127V126H217ZM237 127V126H236ZM241 127V126H240ZM256 127V126H255ZM16 127L14 126V125H11V124H6V121H5V123L4 122H2L1 121V124H0V132H12V131H14V129H15ZM103 128V127H102ZM182 128V127H181ZM184 128V127H183ZM190 128V127H189ZM200 128V127H199ZM243 128V127H242ZM246 128V127H245ZM247 128H249V127H247ZM252 128V127H251ZM251 128H250V130H251ZM95 129V128H94ZM93 129V130H94ZM188 129V128H187ZM224 129V128H223ZM256 129V128H255ZM260 129V128H259ZM263 129V128H262ZM261 129V130H262ZM56 130V129H55ZM96 130V129H95ZM194 130H195V132H196V129L194 128ZM199 130V129H198ZM197 130V131H198ZM17 131V130H16ZM19 131V130H18ZM234 131V130H233ZM236 131V130H235ZM254 131V130H253ZM80 132V131H79ZM194 132V133H195ZM223 132V131H222ZM225 132V131H224ZM256 132H258V130L256 131ZM82 133V132H81ZM166 133V132H165ZM193 133V132H192ZM220 133H221V131H220ZM228 133V132H227ZM259 133H260V130H259ZM258 133V134H259ZM88 134V133H87ZM86 134V135H87ZM225 134H226V132H225ZM224 134V135H225ZM229 134H231L230 132H229ZM35 135V134H34ZM111 135V134H110ZM167 135V134H166ZM169 135V134H168ZM260 135H261V133H260ZM92 136V135H91ZM202 136V135H201ZM219 136V135H218ZM207 137V136H206ZM205 137V138H206ZM221 137V136H220ZM98 138V137H97ZM216 138H218V137H216ZM247 138V137H246ZM245 138V139H246ZM256 138V137H255ZM129 139V138H128ZM207 139V138H206ZM200 140V139H199ZM209 140V139H208ZM217 140V139H216ZM95 141H97V140H95ZM138 141H140V140H138ZM185 141V140H184ZM215 141V140H214ZM224 141H225V139H224ZM226 141H228V140H226ZM12 142V141H11ZM189 142V141H188ZM187 142V143H188ZM196 142H197V140H196ZM217 142H218V140H217ZM221 142V141H220ZM190 143V142H189ZM188 143V144H189ZM210 143V142H209ZM214 143V142H213ZM216 143V142H215ZM27 144V143H26ZM113 144V143H112ZM112 144H110V145H112ZM208 144V143H207ZM28 145V144H27ZM46 145V144H45ZM51 145V144H50ZM55 145V144H54ZM104 145V144H103ZM114 147H115V149L117 150V151H119V152H128V153H130L131 154V156L133 155H137L140 159H145V157H147V155L145 156V154H141L140 155V149L142 148V146L141 147H139L138 146V144L136 145L135 143L134 144H127V143H115L114 142ZM112 145V146H113ZM187 145V144H186ZM33 146V145H32ZM220 146H221V144H220ZM231 146V145H230ZM252 146V145H251ZM250 146V147H251ZM29 147V146H28ZM31 147V146H30ZM191 147V146H190ZM204 147V146H203ZM218 147H219V145H218ZM217 147V148H218ZM222 147H223V145H222ZM227 147V146H226ZM13 147H7L6 146V149H5V151L7 150V149H12ZM46 147H44L43 145H39V146H34L33 148H32V150H34V151H42L43 149H45ZM75 148H77V147H75ZM82 148V147H81ZM87 148V147H86ZM188 148V147H187ZM209 148V147H208ZM216 148V147H215ZM216 148V149H217ZM220 148V147H219ZM31 149V148H30ZM29 149V150H30ZM51 149V148H50ZM71 149V148H70ZM84 149V148H83ZM212 149H214V148H212ZM215 149V150H216ZM4 150V149H3ZM81 150V149H80ZM226 150V149H225ZM230 150V149H229ZM225 151L226 152V154H227V152H230V151ZM82 151H84V150H82ZM114 151V150H113ZM185 151H187V150H185ZM216 151H218V150H216ZM97 152V151H96ZM182 152V151H181ZM221 152H223L222 151V149H221ZM175 153V152H174ZM64 154V153H63ZM171 154V153H170ZM176 154V153H175ZM179 154V153H178ZM193 154V153H192ZM65 155V154H64ZM68 155V154H67ZM71 155V154H70ZM214 155V154H213ZM171 156V155H170ZM76 157V156H75ZM181 157V156H180ZM179 157V158H180ZM195 157V156H194ZM244 157V156H243ZM260 157V156H259ZM164 158V157H163ZM169 158V157H168ZM171 158V157H170ZM176 158V157H175ZM178 158V159H179ZM190 158V157H189ZM70 159H72V158H70ZM192 161H193V159H191ZM253 161L251 162V164H252V166H253V168H255V159L253 158L252 159ZM184 161V160H183ZM199 161H201V160H199ZM245 161V160H244ZM113 162V161H112ZM245 162H247V160L245 161ZM139 163V162H138ZM178 163V162H177ZM69 165H70V163H69ZM87 165H89V163H87ZM137 165V163L136 164H131L130 163V166H131V168L132 167H134V168H136L135 166ZM139 165H140V163H139ZM141 165H142V163H141ZM141 165L138 167V168H140L141 167ZM178 165H179V163H178ZM181 165H182V163H181ZM77 166V165H76ZM114 166H121V168H122V163H121V165H120V162H119V165H114ZM88 167V166H87ZM91 167V166H90ZM93 167V166H92ZM100 167V166H99ZM118 167V168H119ZM129 167V166H128ZM17 168V167H16ZM126 168V167H125ZM153 168V167H152ZM10 169V168H9ZM42 169V168H41ZM114 169V168H113ZM11 170V169H10ZM116 170V169H115ZM179 170V169H178ZM261 170V169H260ZM52 171V170H51ZM141 171V170H140ZM5 172L6 173H8V172H12V170L11 171H7V167L6 166H3V165H1L0 164V174H5ZM80 172V171H79ZM142 172V171H141ZM16 173V172H15ZM9 174V173H8ZM129 174V173H128ZM147 174V173H146ZM149 174V173H148ZM259 175V174H258ZM257 175V176H258ZM88 176V175H87ZM149 176V175H148ZM2 177V176H1ZM0 177V178H1ZM6 177V176H5ZM18 177V176H17ZM59 177V176H58ZM83 177V176H82ZM85 177V176H84ZM147 177V176H146ZM39 178H41V177H39ZM52 178H53V176H52ZM51 178V179H52ZM57 178V177H56ZM59 178H61V176L59 177ZM26 179V178H25ZM168 179V178H167ZM43 180V179H42ZM90 180H92V179H90ZM93 181V180H92ZM82 182H83V180H82ZM49 184H50V187H48V188H44L42 185H36V184H34V183H31V184H28L27 186H25V191H24V193L23 192H19V193H12V194H10L8 197H6L5 198V200L0 196V204L2 205V206H4V208L2 209V212L0 211V235L1 236H5V237H9L10 239H12L13 237H17V236H23V237H25L26 236V238L28 239L29 237L28 236H30L32 239H29V241H27V242H33V243H38V244H42V245H44V246H46V247H48L49 249L53 246V241H52V239L56 236V233H55V231L53 230V228H54V222L53 221H51L50 220V218L48 219V216H46L47 217V219H44V220H42L41 219V217H40V215H38L37 213L39 212V208L37 207V205L33 202V198L32 197H40L39 195L40 194H45V193H49V194H53V193H56V192H58V191H56L57 190V188H56V181L53 179V181L50 183V182H48ZM163 183V182H162ZM120 186V185H119ZM121 186H124V185H121ZM58 187V186H57ZM238 188V187H237ZM26 191H27V194H26ZM56 191V192H55ZM115 191V190H114ZM155 191V190H154ZM157 191V190H156ZM264 191V190H263ZM167 192V191H166ZM168 193V192H167ZM58 194H60L59 192H58ZM165 194V193H164ZM187 194V193H186ZM28 195H30V196H28ZM91 195V194H90ZM167 195V194H166ZM4 196V195H3ZM57 196V195H56ZM154 196H156V195H154ZM157 205H158V208L160 209V210H166V211H176V212H183V213H185V214H191L192 212H195V209L188 203V200H187V198L186 199H183V198H181V197H179V196H172V197H166V196H164V195H160V194H158L157 196ZM155 197V198H156ZM187 197H188V199L190 198V194H188L187 195ZM115 198V197H114ZM39 200V199H38ZM97 200V199H96ZM102 201H104V200H102ZM114 201V200H113ZM125 201V200H124ZM105 202H106V200H105ZM109 202H110V200H109ZM126 204V203H125ZM131 205V204H130ZM156 205V206H157ZM193 205V204H192ZM61 207V206H60ZM96 207V206H95ZM127 207V206H126ZM72 208V207H71ZM17 209H19V210H23V211H26V212H28L27 214H22V215H20L18 212H17ZM69 210V209H68ZM73 210H74V208H73ZM158 210V209H157ZM80 211V210H79ZM49 212V211H48ZM118 212H119V210H118ZM146 212V211H145ZM31 214V215H30ZM49 214V213H48ZM117 214V213H116ZM53 215H55V214H53ZM111 215V214H110ZM130 215V214H129ZM142 221V220H141ZM76 224V223H75ZM60 235V234H59ZM61 236H63V235H61ZM60 238V237H59ZM6 239V238H5ZM64 239V238H63ZM8 241V240H7ZM81 241V240H80ZM76 243V242H75ZM248 246H253V245H256V246H259V245H261L262 244V239H256L254 242H251V241H249V242H247L246 243ZM1 247V246H0ZM2 250V249H1ZM42 251V250H41ZM11 252V251H10ZM8 253V252H7ZM9 254V253H8ZM13 254V253H12ZM44 254V253H43ZM10 255V254H9ZM8 255V256H9ZM58 255V254H57ZM80 255H81V253H80ZM67 256V255H66ZM4 257V256H3ZM51 258H52V256H50V255H46L45 257H44V260H42L41 262H35L36 264H49L50 263V260H51ZM59 258V257H58ZM65 258V257H64ZM42 259V258H41ZM53 259V258H52ZM60 259V258H59ZM62 259V258H61ZM58 260V259H57ZM56 260V261H57ZM25 261V260H24ZM67 261H68V259H67ZM65 262H66V260H65ZM24 263H26V262H24ZM34 263V264H35ZM54 263V262H53ZM70 263V262H69ZM0 264H8V263H6V262H4V260H0Z\"/></svg>", "mask_w": 264, "mask_h": 264}, {"label": "crops", "instance_id": "0c3cea01", "mask_svg": "<svg viewBox=\"0 0 264 264\" xmlns=\"http://www.w3.org/2000/svg\"><path fill=\"white\" fill-rule=\"evenodd\" d=\"M162 239L127 241L100 264H234L232 242L195 238L190 245L181 239L169 246Z\"/></svg>", "mask_w": 264, "mask_h": 264}]
</instances>
